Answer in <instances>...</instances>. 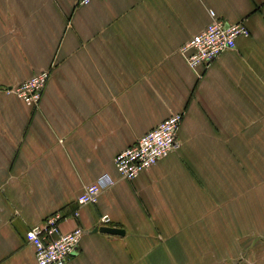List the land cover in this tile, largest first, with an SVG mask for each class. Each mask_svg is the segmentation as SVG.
<instances>
[{"label": "crops", "instance_id": "obj_1", "mask_svg": "<svg viewBox=\"0 0 264 264\" xmlns=\"http://www.w3.org/2000/svg\"><path fill=\"white\" fill-rule=\"evenodd\" d=\"M76 2L0 0V264H37L25 233L55 213L83 230L65 264H264V0ZM211 11L249 36L193 71L179 48ZM43 71L38 107L4 93ZM177 113L178 149L120 178L114 157Z\"/></svg>", "mask_w": 264, "mask_h": 264}, {"label": "built area", "instance_id": "obj_2", "mask_svg": "<svg viewBox=\"0 0 264 264\" xmlns=\"http://www.w3.org/2000/svg\"><path fill=\"white\" fill-rule=\"evenodd\" d=\"M93 0H77V6H87ZM210 23L191 40L179 48L180 55L193 71L207 67L218 56L235 48L236 40L248 37L249 31L243 23L228 24L210 12ZM49 72L34 74L14 88L4 91L27 106L38 107L49 79ZM183 114H173L157 127L149 131L137 142L118 153L113 159L114 169L120 178L133 180L142 172L149 170L158 161L179 147L177 133ZM113 185L108 175L99 177L86 186L77 197L78 206L95 205L101 192ZM75 214L74 217H77ZM61 217L55 213L46 218L39 226L29 229L24 236L25 242L34 249L37 264H65L77 251L83 230L76 227L67 234H61L58 224ZM109 222L107 216L100 220L101 225Z\"/></svg>", "mask_w": 264, "mask_h": 264}, {"label": "water", "instance_id": "obj_3", "mask_svg": "<svg viewBox=\"0 0 264 264\" xmlns=\"http://www.w3.org/2000/svg\"><path fill=\"white\" fill-rule=\"evenodd\" d=\"M94 232H100L109 235H123L124 233L123 230H120L118 228H111L106 226L98 227L94 230Z\"/></svg>", "mask_w": 264, "mask_h": 264}]
</instances>
